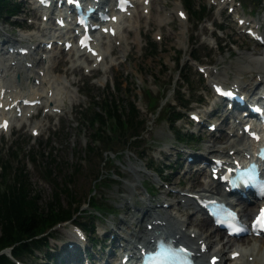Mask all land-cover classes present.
<instances>
[{"label":"rangeland","instance_id":"rangeland-1","mask_svg":"<svg viewBox=\"0 0 264 264\" xmlns=\"http://www.w3.org/2000/svg\"><path fill=\"white\" fill-rule=\"evenodd\" d=\"M18 2L22 3L23 9L14 20H17L16 22L23 27L17 29L11 19L2 17L0 19V34L9 37L10 40L20 39L18 41L21 44H23L21 40H25L26 44L28 41L38 43L43 39L47 40L57 33L51 28L42 31L45 23L42 21L41 12L36 10L34 0H19ZM142 2L143 0H137L134 12L142 15L140 22L131 19L135 14L125 18L118 33V40L115 38L102 39L100 47L106 58L99 69L89 70L94 62L89 60L86 62L85 57L77 60L73 52H64L63 54L60 52V54L61 48L57 47L58 45L56 47L59 50L52 51L56 54L55 56L47 54L53 56L48 58L47 63L45 61L35 63V72L38 70L49 71L53 79H62L63 87L54 96L56 99L54 103L65 105L66 110L49 116L43 106L39 111L37 110V116L19 120L11 132H6L5 135L0 134V157L11 158L16 166L25 165L34 189L42 195L43 203L51 197L53 192L54 182L42 178L43 169L49 167L47 162L51 160H54L52 168L55 172V180L70 182L68 187L70 186L77 197L83 200H87L91 194V189L95 186L96 174L104 173L106 175V172L113 174L111 178L113 182L110 183V187L99 185L97 188L98 194L104 195L107 199V206L110 209V211L103 210L101 217L96 218L95 221L96 227H98L95 239H98L99 243L104 242V238H106L107 244H109L112 236L116 237L118 231H123L125 234V227L122 226V230L119 228L109 232L106 230L109 229L112 221L121 222V217L125 219L132 216L130 212L139 205L130 204L129 199L140 204L145 202V198L142 199L146 193L143 185L153 190L151 193L153 196H149L154 200L153 203H156L157 199L162 204L163 201L172 203L181 199V194L175 190H188L194 185L193 189L200 191L203 184L210 181L206 171L201 173L195 171L198 166L197 161L189 163L188 157H185L186 154H182L181 159L177 160L182 161L184 166L176 161L178 148L189 149L194 152L193 155L197 158L196 154L202 153V151L206 152L208 145L224 146L227 147L226 149L230 147L228 144L217 142L229 138L230 124L221 126L226 128L225 131L222 129L216 132L209 131L208 124L218 121L222 111L221 109L218 113L211 111L216 100L213 98L210 80L228 84L236 80L239 75L243 80L253 78V72L248 69L239 74L237 62H242L247 55H255V52L264 51V45L253 41L243 33L233 19V15H237V13L254 19L255 22L262 24L261 29L264 33V0L262 2L260 0H236L237 6L233 12L230 11L228 4H224V0H197V5L207 7L208 14L207 19L200 24L194 21L193 15L189 14L191 19H185L178 15L177 9H184L181 0H152V9L148 13L142 9ZM46 24L54 26L53 21ZM219 25H222L223 29L219 28ZM24 26L31 27V29H24ZM151 43L157 44L155 55L149 54V52H153ZM193 44H196V48L193 47ZM184 45L187 47L186 50L181 47ZM56 47L55 49H57ZM58 53L60 55H57ZM190 53L200 56V59L193 60ZM36 56L40 57V54L29 55V59L34 60ZM6 59L8 58L0 56V63H8ZM80 62H83V66H79L73 72V64ZM200 65L207 69L205 74L199 71ZM253 65L251 69L258 70ZM56 66L57 71L54 70ZM18 74L12 73L13 78L15 77L17 80ZM183 77L189 78L191 81L184 88L188 96L191 94L188 107L191 109L189 111L199 110L204 117H207L205 125L194 124L187 117L188 114L178 121L175 128L181 130L182 134L194 133V137L190 141H179L174 128L172 127V129L165 121H161L167 101L174 99L175 88L183 84ZM20 78L22 81L21 75ZM118 80L122 81L121 94L117 89H112ZM27 84L32 86V78ZM65 84L66 86H64ZM36 88H39V85ZM147 89L157 99L152 108L154 114L148 112L145 106V101H147L145 99L148 98L147 92L145 93ZM43 90L41 86L39 91ZM110 92L115 96L123 95L126 98L132 94L138 96L136 101L142 109L143 117L148 122V131L140 142V145L143 146L133 149L134 152L124 151L122 144H118L113 146L115 152L111 153L109 159L106 156L103 159L97 158L90 164L83 161L85 148L90 142L93 132V127L86 119V115L96 110L95 106L101 105V101L111 94ZM177 94L181 95L178 92ZM132 97L135 96L132 95ZM196 100H202L203 103L198 104L195 102ZM222 107L225 106L222 105ZM36 124L41 125L39 135H35L31 130V127ZM13 151L18 152L17 157L12 154ZM35 151L37 152L36 161L31 157V153ZM137 154L143 156L144 159L140 160ZM193 163L194 165H192ZM149 164H154L157 167L165 164L171 165V168L164 172L167 182L162 181V178L156 173L155 176L147 175L145 172L147 170L148 174L154 173L147 168ZM75 166L79 168L78 172L74 170ZM187 167L191 168L188 173H186ZM138 168L139 171H136L135 169ZM169 182L172 184H168ZM168 191L174 192L171 198L167 194ZM140 199L142 201H139ZM64 201L67 202L65 197ZM178 206H171L167 209L182 219H188V217L205 219L194 205L184 207L180 205L181 210L178 209ZM82 208L88 210L90 207L88 204H84ZM256 208L257 204L254 205V209ZM156 209L160 210L159 207ZM83 220L89 221L88 218ZM133 222L135 219L132 220ZM72 224L66 222L56 227V240H51L50 245L53 251L59 250L69 243L67 241L73 237L71 234ZM132 226L145 227V223L135 222ZM186 228L183 229L186 230ZM219 231L214 228L213 238L221 237V235L217 236ZM233 241L238 245L241 244L237 240ZM241 242L245 246H251L248 242ZM99 243L94 247L88 244L90 252L96 259L95 264H102L103 260L108 262L107 259L115 261L117 256L109 257L107 254L111 246L103 250ZM39 254V258L26 257L24 262L27 264H52L46 260L42 253ZM100 256L103 259L100 260ZM79 264H85L83 259Z\"/></svg>","mask_w":264,"mask_h":264},{"label":"trees","instance_id":"trees-1","mask_svg":"<svg viewBox=\"0 0 264 264\" xmlns=\"http://www.w3.org/2000/svg\"><path fill=\"white\" fill-rule=\"evenodd\" d=\"M183 3L192 13L196 23L203 22L207 17V7L197 5V0H183ZM21 8V3L17 0H0L1 17L11 18L17 15ZM150 46L153 52L149 54L155 55L157 44L151 43ZM192 56L196 59L200 58L196 54ZM185 82L191 83L186 77ZM121 85L122 81H116L115 88L120 94ZM178 93L181 94L177 97L178 105L169 104L164 110L166 117L162 116L171 124L181 117L178 107H188L190 102L180 90ZM147 94L149 95V106H155L156 99L150 92ZM131 96L126 98L123 95L120 97V95L108 94L101 101V105L95 106L96 110L86 115V119L93 127L91 140L85 151L86 161L94 162L98 156L102 157L104 152L113 150L115 145L122 144L123 149L126 150L141 141L147 121L141 115L140 109ZM178 138L185 141L191 140L190 136L180 131H178ZM12 154L17 157L18 152L13 151ZM36 154V151L31 153L34 161H36ZM47 163L49 167L43 169L42 178L54 182V186L51 197L43 203L42 195L34 189L25 165L16 166L11 158L0 157V264H16L13 258L4 251L6 249H11L14 258H36L38 252H41L48 256L54 264L59 262L50 250V237L54 236V226L57 223L73 219L80 211L81 199L71 190L70 186L68 187L70 182L55 180L56 176L52 168L54 160ZM74 170L78 172L79 168L75 166ZM95 180L99 182L97 185L105 184L103 175L101 177L100 174H96ZM93 198L94 196L90 197V204H93L95 209L109 208L107 203ZM78 223L84 225L89 232H93L92 224L89 226L85 222Z\"/></svg>","mask_w":264,"mask_h":264},{"label":"bare ground","instance_id":"bare-ground-1","mask_svg":"<svg viewBox=\"0 0 264 264\" xmlns=\"http://www.w3.org/2000/svg\"><path fill=\"white\" fill-rule=\"evenodd\" d=\"M109 1L111 0H105V3H108ZM233 2L234 0H229V6H232ZM142 6H143V9L149 8V10H151L152 2L148 6H145L143 2ZM178 10L180 9H177V11ZM141 17L142 15L140 13H136L135 16L132 17L131 19H133L134 21L136 20L137 22H140ZM46 28L53 29V26H49L48 24H45L42 31L44 32ZM0 35L2 37V41L4 42L11 41L10 38L5 36L4 34L1 33ZM57 39L62 40V37H57ZM115 39L116 40L119 39L118 35H116ZM12 42L14 41L12 40ZM17 44H20L18 40H16V45ZM21 46L32 49L34 48V46L38 47V44L37 45L32 44L30 46L24 44ZM181 47L184 50L187 49L185 45ZM60 52L62 54L65 52L63 49V46L61 47ZM69 52H73V54L76 55L73 49H71ZM11 55H12L11 58L7 59V61L9 60L8 63L6 62L2 64L0 63V96H1L2 89H5V91L7 92L4 96V101L9 105H11L12 101L14 103L17 102L16 105L14 106V108L16 109L17 107L20 106L19 96L27 95L28 97H31V98H37L41 100V102L44 101L45 102L44 107H49V109H53L55 107H59V108L62 107V110H66L65 105L62 106V104L54 103L56 102V99H54L55 98L54 96L57 95L58 92L60 91V88L63 87L62 79L61 78L53 79L50 76L49 71L38 70L35 72V63H39L40 61L43 60V58H40L38 60L35 57L34 60H30V59H25L24 57V59L22 58V60H20L18 58L19 57L18 53H13ZM50 57H53V56L51 55ZM83 57L84 55H79V58H83ZM85 58L87 59V57ZM60 61L61 59L59 58V62ZM75 64H73L74 65L73 72H75V70L78 69L79 67L78 64L76 65ZM252 65L258 70L251 69ZM237 66H238L237 67L238 70H240L239 74L243 73L245 69H248V71L253 72L254 77L249 79L250 80L249 81L248 79L243 80V78H240L239 77L240 75H239L237 76V79L233 81V85L234 87L240 88L245 94L247 93L248 97H252L254 91L258 90L261 86L264 87V51L260 53L255 52V55H247V57L244 58L242 62H237ZM54 70L57 71V66L54 67ZM15 72H17V74L18 73L21 74L22 81L14 80L12 73L14 74ZM30 78H34V80L37 78L40 79L39 88L42 86L44 90L40 92L39 88H36V86H38L36 83H33L31 87L28 86L27 83L30 80ZM71 84H73V82H71ZM64 86H66V84ZM226 115H227V112L221 113V117L223 118L222 122H227L228 117ZM35 129L40 130L41 125L36 124L33 127H31V130H35ZM239 132H240L239 128H237L235 131H233L232 135H229V138H227L225 141L224 140L220 141L222 144H228L230 146L228 149H226L227 147H224V146L217 147L216 145H208L209 152L215 151V154L222 155V157H224L228 162H230L231 159L237 158V160H240L244 158V156H248V154L252 153V148H250V145L252 144H250L248 141L245 140V138L247 137V134L243 133L241 135ZM232 150H235V153L233 155L231 154ZM190 155H193V154H190ZM199 155L200 154L197 153L196 157H199ZM203 155L206 156V153H203ZM193 156L195 157V155ZM135 170L139 171V168ZM190 170L191 168H188L186 173L190 172ZM199 171H201V169ZM199 171L197 170V172ZM202 171L204 172L205 170L202 169ZM193 187L194 185H192L190 189H188L187 192L199 193V194H205V195H208V194L223 195L222 187L215 180H211L210 182L203 184V188L200 191L193 189ZM145 202L148 203V199H145ZM179 204H183V206H189V205H193L194 201L188 196V194H183L182 200L178 201V203H171L169 207L170 206L175 207L176 205H179ZM158 207H161V205L146 204L143 207L136 206V209L134 208L131 212L128 209V212H130L132 215L131 217L121 219V222H113L112 224L109 225V229H107L106 232L114 231L117 228L121 229V226L125 227L124 229L125 234L123 233V231L122 232L118 231V234H116V237L115 236L112 237V240H111L112 247L111 249L109 248L110 249L109 257L112 255H118V252L120 251V249L123 250V252H128L129 244H132L134 240L136 242L145 243L149 245L152 242V237L158 232H160L161 234L172 236L173 238H176L179 241L186 242L193 247L195 246L199 247L202 243H207L209 246V249H208L209 252L218 251L222 255L223 260L225 259L228 260L229 264H264V239L263 238L262 239L261 238H250V237L240 238L241 241L248 242L249 244H251V246L246 245L247 249H249L248 247H250V249L247 252L243 249L240 250L239 248H236L235 244L237 243L234 244L233 243L234 241L232 242L231 239H229L228 241H226L224 244L221 245L220 240H222V231L220 228L215 227L209 218L202 219L200 217V219L199 218L193 219L192 217H188V219H182L179 216L174 215L173 213L169 212L168 210L164 212L162 210H157L156 208ZM239 209L243 217H249L254 210V204L252 205L246 202L243 206L240 205ZM133 219H135V222H137L138 224L148 219L147 224L149 223L153 224V229L150 230L147 228V226L145 227L141 226L139 227V229H133L132 224L135 223V222L132 223ZM184 227H187L186 230L183 229ZM214 228H216L217 230H220L217 233L218 234L217 236L221 235V237L216 238V239L213 238ZM71 239L73 241L76 240L75 236H73ZM132 239L134 240L132 241ZM255 241L256 242L259 241V244L257 243L258 245H255ZM227 247H235L234 249H231L229 251V255H226ZM133 248L134 246L130 247V251L128 253H132ZM236 250L240 251L241 254L235 260H231L230 254ZM208 251L207 252L200 251L199 260L205 261V253H208ZM123 257H124V254H122L121 259ZM107 260L108 262L105 261V262H102V264H108L109 262L110 264H117L116 261H109V259ZM95 263L96 261L94 260L93 264Z\"/></svg>","mask_w":264,"mask_h":264},{"label":"snow or ice","instance_id":"snow-or-ice-1","mask_svg":"<svg viewBox=\"0 0 264 264\" xmlns=\"http://www.w3.org/2000/svg\"><path fill=\"white\" fill-rule=\"evenodd\" d=\"M3 126L7 127V124L5 123ZM257 226L264 229V211L261 212L260 218L257 220Z\"/></svg>","mask_w":264,"mask_h":264}]
</instances>
